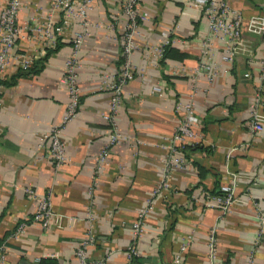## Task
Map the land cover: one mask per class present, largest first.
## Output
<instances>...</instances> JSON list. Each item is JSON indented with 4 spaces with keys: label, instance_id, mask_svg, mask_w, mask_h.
Wrapping results in <instances>:
<instances>
[{
    "label": "crops",
    "instance_id": "0c3cea01",
    "mask_svg": "<svg viewBox=\"0 0 264 264\" xmlns=\"http://www.w3.org/2000/svg\"><path fill=\"white\" fill-rule=\"evenodd\" d=\"M121 1L93 0L84 24L69 18L62 33L43 45L27 26L47 15L58 23L61 11H51L52 0H20L22 33L0 73L8 79L22 70L13 82L0 83L3 264H38L41 258L78 264L74 248L88 229L93 235L85 246L89 264H125L131 223L147 200L150 207L142 218V233L133 240L137 252L131 264H207L210 228L216 237V264H264V229L254 242L255 212L264 215V120L253 133L247 128L255 93L264 116V81L258 77L264 46L259 34L245 28V19L260 13L264 0H228L242 12L244 43L230 63L221 58L223 40L210 33L200 5L139 0L138 11L146 17L139 19L130 52L133 76L121 85L115 111L106 119L112 92L101 84L121 60ZM79 30L86 34L77 51L78 105L61 122L68 100L64 59ZM203 39L210 42L203 60L211 74L203 71L193 80ZM47 48L37 61L39 68L29 71ZM159 48L165 53L159 55ZM20 56L30 58L28 66H19ZM191 97V126L201 140L197 147L184 142L182 161L169 166L167 187L153 193L163 160L173 156L167 155L166 138L181 115L177 105ZM53 125L67 155L58 165L46 154L44 135ZM112 132L118 137L108 144ZM105 145V163L95 171L97 152ZM233 173L238 175L236 196L248 200L235 201L227 212L207 206L206 196ZM47 194L52 211L64 215L59 227L31 219L37 197Z\"/></svg>",
    "mask_w": 264,
    "mask_h": 264
},
{
    "label": "built area",
    "instance_id": "2783aa9c",
    "mask_svg": "<svg viewBox=\"0 0 264 264\" xmlns=\"http://www.w3.org/2000/svg\"><path fill=\"white\" fill-rule=\"evenodd\" d=\"M93 0H52L51 11H61L62 19L58 23H53L50 15H47L43 20L33 21L27 26L30 31L31 37L37 38L43 45L52 42L56 35L62 33L63 24L68 21L69 18L77 17L80 22L84 24L86 22V12L90 8ZM191 4L200 5L201 12L204 15L207 23V28L213 35H218L223 40V53L221 58L227 62H231L234 52L238 48L244 47V43L241 37V28L243 23V15L240 9L231 5L228 0H189ZM139 0H122L121 11L124 15V21L119 30V37L121 43V60L117 70L110 75H103L102 88H108L112 92L110 107L108 112L103 113V117L108 119L111 117L112 112L115 111V107L120 98L121 85L128 79L132 78L133 70L130 62V52L136 46L134 41V35L137 32V25L139 19L145 18V14L138 11ZM20 7V0H0V73L7 67L11 57L12 48L16 38L20 35L21 27L17 22V13ZM110 24V23H109ZM107 24V25H109ZM245 28L253 33H257L261 36L264 46V3L260 6V13L258 15H250L245 19ZM86 31H75L71 38V50L69 55L64 59V71L62 80L65 83L68 93V100L66 107L62 115L61 122L68 119L74 114L78 105V87L76 84V69L78 66L77 51L81 45ZM210 42L207 39L201 41L199 47V58L194 66L192 79L197 78V74L209 69V65L203 60L207 57ZM162 48L158 49V54L162 55ZM30 58L28 56H20L18 64L20 67H26L29 65ZM244 76L248 75L247 71H243ZM258 77L261 81H264V58L260 60V69ZM153 89L158 91V86H153ZM193 94V93H192ZM191 94V96H192ZM177 107L181 111L178 122L173 126L171 133L166 138L167 150L169 155L163 160L162 173L160 179L152 187V192H158L161 189L167 187V176L169 172V166H175L182 161L181 150L184 146V142L198 143L201 140V133L196 131L191 123L193 121V101L192 97L186 101L178 103ZM264 120L263 114L258 109V94L255 93L253 100L250 103V113L247 121V128L250 133H253L261 128V123ZM118 134L112 132L109 138L108 144H112ZM46 143V154L53 161L55 165L64 162L67 155L64 150V144L58 136V127L53 125L49 132L44 135ZM109 152V145H105L99 149L96 155V170L98 171L102 165H104L106 156ZM238 175L233 173L228 181L221 182L216 187L215 191L206 196L205 204L207 206L218 208L221 212H227L231 205L235 201L246 202L245 199L238 198L235 194V184ZM92 185L88 186V192L92 191ZM24 191L33 197H36L34 191L25 187ZM150 207L149 201L147 205L139 209L131 223L133 238L127 244L125 250L126 263L131 264V258L135 256L137 252L134 246V239L142 233V218L144 213ZM88 213V211H87ZM64 215L52 211L48 194L37 197V204L31 215L32 220L40 221L44 227L54 225L59 227L62 224ZM89 217V214H88ZM255 219L257 222L256 233L254 242H257L264 229V215L256 210ZM93 235L88 229L82 239L78 241L74 248V255L78 264H89V260L85 253V246L91 243ZM216 237L214 229L210 228L207 235V264H216L214 261ZM5 258L4 245L0 242V264H3ZM178 260V256L174 257V261Z\"/></svg>",
    "mask_w": 264,
    "mask_h": 264
},
{
    "label": "trees",
    "instance_id": "16d2710c",
    "mask_svg": "<svg viewBox=\"0 0 264 264\" xmlns=\"http://www.w3.org/2000/svg\"><path fill=\"white\" fill-rule=\"evenodd\" d=\"M44 52H43V54L42 55H40L39 57H35V59L33 60V64L30 66V67H28V70L29 71H36L38 68H39V66H40V64L38 63L39 62V60L49 51V49L47 48V49H45V50H43ZM165 52H164V49H163V53L162 54H164ZM38 61V62H37ZM19 71H21L22 72V70H18L17 72H16V74H14V75H11L8 79H5V77H0V83H3V84H8V83H11V82H13L14 81V78H15V76L17 75V74H19ZM198 144L199 143H192V144H190L189 146H192V147H197L198 146ZM215 189H216V187L213 189V192L215 191ZM134 259V256L131 258V261ZM38 264H55L54 263V261L53 260H51V259H46V258H41L40 260H39V263Z\"/></svg>",
    "mask_w": 264,
    "mask_h": 264
}]
</instances>
